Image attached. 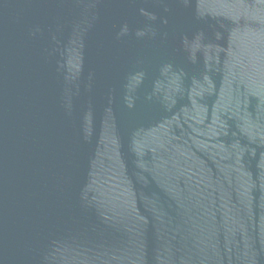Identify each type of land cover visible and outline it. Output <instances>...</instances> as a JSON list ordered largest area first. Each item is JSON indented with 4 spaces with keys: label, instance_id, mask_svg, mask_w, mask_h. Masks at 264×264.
<instances>
[{
    "label": "water",
    "instance_id": "obj_1",
    "mask_svg": "<svg viewBox=\"0 0 264 264\" xmlns=\"http://www.w3.org/2000/svg\"><path fill=\"white\" fill-rule=\"evenodd\" d=\"M0 264H264V0H0Z\"/></svg>",
    "mask_w": 264,
    "mask_h": 264
}]
</instances>
